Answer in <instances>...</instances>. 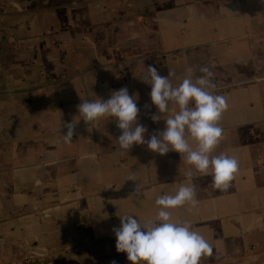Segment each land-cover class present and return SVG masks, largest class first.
<instances>
[{
    "label": "crops",
    "instance_id": "0c3cea01",
    "mask_svg": "<svg viewBox=\"0 0 264 264\" xmlns=\"http://www.w3.org/2000/svg\"><path fill=\"white\" fill-rule=\"evenodd\" d=\"M149 65L174 86L188 68L193 81L209 68L229 105L211 156L239 162L226 191L194 172L198 203L171 210L172 221L212 245L200 264H264V0H0V264H129L115 249L120 217L155 222V200L174 195L190 166L146 144L121 150L109 118L78 121L72 143L62 135L82 101L121 87L145 140L162 131L141 80Z\"/></svg>",
    "mask_w": 264,
    "mask_h": 264
},
{
    "label": "clouds",
    "instance_id": "9594fccd",
    "mask_svg": "<svg viewBox=\"0 0 264 264\" xmlns=\"http://www.w3.org/2000/svg\"><path fill=\"white\" fill-rule=\"evenodd\" d=\"M200 72L204 75L193 81L192 69L188 68L185 78L176 86L152 65L141 74L142 82L151 89L150 105L156 108L151 119L153 123L161 119L165 122L163 130L147 140L148 129L138 122L140 108L127 87L112 92L107 100L82 101L76 122L65 125L67 132L62 135L63 141L72 143L78 121L90 127L109 118L120 131L116 141L121 150L128 152L133 145L146 144L160 156L176 152L190 166L185 172L187 182L174 195L165 194L155 200L158 208L155 222L142 225L133 216L120 217L119 227L113 229L115 249L126 254L129 264H200L202 257L212 254L210 242L190 223L171 219V210L198 203L196 188L191 182L194 172L210 175L213 190L226 191L239 171V162L234 156L223 153L211 156L223 134L218 122L229 105L225 96L214 94L215 84L209 68L203 66ZM166 113L171 114L164 118Z\"/></svg>",
    "mask_w": 264,
    "mask_h": 264
},
{
    "label": "built area",
    "instance_id": "2783aa9c",
    "mask_svg": "<svg viewBox=\"0 0 264 264\" xmlns=\"http://www.w3.org/2000/svg\"><path fill=\"white\" fill-rule=\"evenodd\" d=\"M5 264H53L52 260L46 257H20Z\"/></svg>",
    "mask_w": 264,
    "mask_h": 264
}]
</instances>
